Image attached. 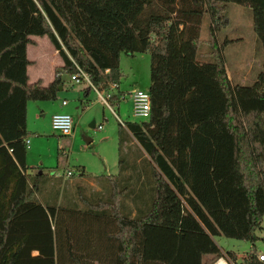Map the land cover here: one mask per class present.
Here are the masks:
<instances>
[{"label": "trees", "instance_id": "obj_1", "mask_svg": "<svg viewBox=\"0 0 264 264\" xmlns=\"http://www.w3.org/2000/svg\"><path fill=\"white\" fill-rule=\"evenodd\" d=\"M153 1L0 0V264H205L204 255L214 260L224 252L228 264H264L254 250L237 261L213 238H259L264 0H184L181 8L176 0H159L162 10ZM227 2L251 7L262 44L261 70L249 84L233 83L226 72L223 50L235 39L220 42L217 32L228 23ZM205 14L212 58L199 61L197 24ZM30 34L46 35L62 58L48 84L28 81ZM141 51L151 60L150 115L125 127L145 153V200L138 187L140 204L130 216L123 196L137 188L140 175L133 180L132 172L107 174L108 195L82 199L83 208L34 198L37 179L27 173L24 140L28 100L55 99L62 73L77 66L94 85L119 83L121 52ZM125 135L119 122L118 172L127 168L120 154Z\"/></svg>", "mask_w": 264, "mask_h": 264}, {"label": "rangeland", "instance_id": "obj_2", "mask_svg": "<svg viewBox=\"0 0 264 264\" xmlns=\"http://www.w3.org/2000/svg\"><path fill=\"white\" fill-rule=\"evenodd\" d=\"M183 3L184 0H176L173 6L181 8ZM151 6L160 10L166 7L159 0H154ZM224 13L228 18V23L217 32L218 40L221 42L224 38L235 39L224 47L225 68L233 83L249 84L261 70L263 58L262 44L257 39L252 26V9L250 6L236 2H227ZM171 17L177 19L179 14L176 16L173 12ZM209 23V16L205 14L197 24L199 28L197 59L199 61L212 58L209 54L208 43ZM179 26L181 27L182 24ZM152 37H154L153 34ZM56 60L57 57L51 49H47L37 58V68L43 78H46L51 65ZM119 67L121 71L119 89L125 93V97L114 105L111 102L109 105L103 104L97 99L92 89L85 94L80 89L82 85L87 86L84 81L74 82L72 85L74 79L68 73L62 74L64 85L63 88L57 90L55 99L28 100L30 142L27 147L26 162L31 168L29 175L31 177L36 175L37 186L34 198L37 200L48 204L73 205L83 208L85 204L82 199H91L98 194L108 195L110 183L103 177L111 173L118 174L119 177L127 176L131 172L133 180H135L136 173L140 175L139 180L136 181L137 188L134 186L133 192H126L123 196L130 216L134 215L136 205L139 203L136 197V193L139 192L138 187L144 190L141 199L145 200L143 198L147 197V177L141 168V160L145 153L125 127V122L139 120L132 113L128 92L137 88L146 90L149 88L151 83L150 53L148 51L134 54L121 52ZM62 99L67 101L63 110L69 112L75 122L72 135H60L51 126V114ZM119 122L124 125L127 132L120 149V154L124 156L127 163V168L123 172H118ZM98 124H101V127H97ZM81 167L82 175L79 174ZM67 168L72 169V174L65 176L64 171ZM31 177L30 182L32 183ZM255 231L259 238L254 242L225 235L216 237V240L224 249L235 250L237 254L232 251L236 259L238 256L242 260L252 250L256 253H264V214L260 227ZM253 246H255L254 249ZM218 258H223L227 264L230 262L225 252L214 260L208 256L203 261L205 264H213Z\"/></svg>", "mask_w": 264, "mask_h": 264}, {"label": "built area", "instance_id": "obj_3", "mask_svg": "<svg viewBox=\"0 0 264 264\" xmlns=\"http://www.w3.org/2000/svg\"><path fill=\"white\" fill-rule=\"evenodd\" d=\"M107 71V69H106ZM71 78L74 79V82H86L87 86L90 85L92 90L95 91L97 95V99L101 101L103 104L109 105L112 98V93L115 91H119L117 94L116 99L120 101L125 97V93L121 92L119 89V83L112 80L109 81L108 84L109 86L107 88L101 87L94 85L90 78L89 75L82 70L80 67L77 66V70L73 73H71ZM128 97L131 100V105H132V113L134 116H136L139 119H145L149 117L150 115V108H151V100H150V93L149 90L147 89H134L130 92H128ZM62 103H66V100H63ZM51 126L52 128L57 131L60 135H71L75 126V122L73 119V116L66 111H58L54 112L51 115ZM97 127H101V124H98ZM24 140L26 144L29 142V138L27 136L24 137ZM72 174V169L67 168L64 171V175ZM257 256L259 260H264V253H257ZM220 260V258L216 259L213 264H217V262Z\"/></svg>", "mask_w": 264, "mask_h": 264}, {"label": "crops", "instance_id": "obj_4", "mask_svg": "<svg viewBox=\"0 0 264 264\" xmlns=\"http://www.w3.org/2000/svg\"><path fill=\"white\" fill-rule=\"evenodd\" d=\"M29 38H30V41L26 44V55H27V58L30 61V63L26 67V71H27V74H28V81L29 82H33V81H36L37 79H41V81H42L43 84H48L54 78V75H55V67L56 66H60V65L63 64L62 58L58 54V51L54 47L53 43L50 41V39L46 35L30 34L29 35ZM42 47H44V48L42 49ZM47 49H51L54 52V54L57 57V60L55 61V63H53L51 65L50 70H49L48 74L46 75V78H43L42 75H40V72H39L40 70H38V68H37V58H39V56H41L42 53H45V51ZM226 72H227V70H226ZM227 75H228V73H227ZM71 84L73 85V83H71ZM60 85H61V87H59V88H63L64 83H62ZM80 87H81L80 89L83 90V88H85L86 86L82 85ZM89 91H86L85 94H87ZM63 100H65V99H62L61 102H59V104H58L56 110H54V112L65 111L63 109H64V106L66 105L67 101H66V103H62ZM28 107H29V101L27 102V121H26V123H27V130L29 131L30 129L28 128ZM54 112H52V113H54ZM72 134H73V132H72ZM26 136L29 138L28 133H27ZM29 142H30V139H29ZM29 142L27 144V147L29 145ZM26 156H27V154H26ZM30 169L31 168L27 169V173L28 174L31 173V170ZM218 236H222V234L221 235H216V236L213 237L216 242H217L216 237H218ZM217 244L219 246H221L218 242H217ZM221 248L223 249V251L228 250V249H224L222 246H221ZM229 250H233V249H229ZM233 251L236 253L235 250H233ZM208 256H211V255H204V258L203 259H205ZM221 259L219 260V262H220L219 264H227V262L223 258H221ZM236 260L237 261H241V259H239L238 256H237V259Z\"/></svg>", "mask_w": 264, "mask_h": 264}, {"label": "bare ground", "instance_id": "obj_5", "mask_svg": "<svg viewBox=\"0 0 264 264\" xmlns=\"http://www.w3.org/2000/svg\"><path fill=\"white\" fill-rule=\"evenodd\" d=\"M220 262L218 261L217 264H219Z\"/></svg>", "mask_w": 264, "mask_h": 264}, {"label": "water", "instance_id": "obj_6", "mask_svg": "<svg viewBox=\"0 0 264 264\" xmlns=\"http://www.w3.org/2000/svg\"><path fill=\"white\" fill-rule=\"evenodd\" d=\"M59 87H61V85H59Z\"/></svg>", "mask_w": 264, "mask_h": 264}]
</instances>
